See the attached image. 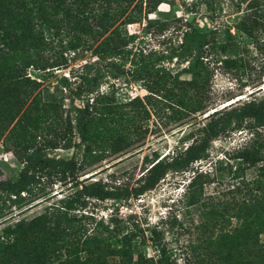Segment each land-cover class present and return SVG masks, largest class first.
Listing matches in <instances>:
<instances>
[{
    "label": "rangeland",
    "instance_id": "1",
    "mask_svg": "<svg viewBox=\"0 0 264 264\" xmlns=\"http://www.w3.org/2000/svg\"><path fill=\"white\" fill-rule=\"evenodd\" d=\"M29 1L37 2L43 13H60L59 0ZM96 1L88 3L85 7H92L97 14L90 25L93 34L95 31L98 33L92 42L94 45L99 44L105 41L104 36L110 34L109 37H113L120 32V36H124L125 40L124 49L130 53L97 63L90 71V74L97 76L98 82L92 91L83 95L90 111L84 147L71 146L77 138L66 130L65 125L60 124L67 110V101L61 99V94L66 90L62 86V77L72 81V74L74 76L79 71L81 64L95 60L91 49L82 44L84 42L78 44L77 48L81 49L79 57L71 58L72 53L67 48V41L77 36L75 28H78V23L74 20L73 24V19L69 16L65 17L68 24L53 23L51 32L56 35L51 36L50 43L46 37L47 25L36 27L38 40L27 44L28 51L44 56L47 63L45 65L39 60L38 63L28 64L24 68L25 75L38 83L37 89L42 91L44 100L50 104L47 111L49 123L44 125L47 129L45 137L50 139L55 147L47 152L55 157L76 158L79 162L75 173L78 182L97 181L106 188L118 191L138 186L141 182L138 181L139 176L149 163L167 152L170 153L176 146L187 143L190 140L188 132L194 131L204 121L203 116L206 113L234 99H244V95L258 85L262 86L259 94L264 93V75L255 81V87L250 86L251 84L243 87L241 84L247 75L257 74L260 66L264 64V0H233L244 16L241 23L228 20L227 16L233 8L228 5V0H211L215 8L212 14L213 26L221 27L226 24L229 27V32L239 49L243 50L241 54L248 64V69L246 68L240 76L234 75L233 72L239 67L222 68L218 63H213L210 57H207L208 61L204 58L202 65L208 69V98L205 106L190 113L188 117L177 119L171 118L166 90L178 92L179 82L189 79V71H200V67L196 63L190 66L187 61L178 64L175 57H171L170 52L166 50L177 44L181 31L189 20L199 26L209 23L210 0H117L119 9L122 7L124 11L121 15L114 16L115 21L108 27L107 22L100 17ZM149 1L151 2L148 3ZM1 5L8 11L12 8V5L5 2ZM114 8L117 10L118 7ZM47 17L46 15L44 19ZM8 19L7 12L4 17H0V32H6L7 29L9 36H12L16 26L10 21L7 27ZM79 23L82 25L84 22ZM234 23L238 24V27H235ZM104 27L107 29L102 33ZM81 37L92 43L88 41V35ZM43 42L46 44H42ZM60 52L65 60L55 61L60 64L48 67L47 64L53 62V58ZM153 53L161 55L152 63L149 74L140 80L119 74L111 66L115 64L126 70H136L144 64V59L139 60V56ZM167 73L176 77L177 82L172 86L165 81ZM185 91L189 95L191 90L187 88ZM177 108L181 109L179 106ZM15 119L16 117L12 122ZM248 135L244 130H230L210 139L206 155L195 160L190 165L192 169L185 172L168 171L151 188L145 189L137 196L119 195L117 198L103 201L87 199L81 205L78 201H70L69 198L66 213L75 218L82 217L85 234L88 236L97 222L115 229L112 239L118 238L117 244L120 236L127 232V235H131L129 241L135 243L132 256L141 253L150 259L152 264H190L201 252L207 253L211 258V253L217 254V244L212 243L207 247L208 241L231 231L238 222L236 217L231 216V210H235L231 207L237 205L242 193H226L227 188L239 184L243 185L241 192L257 191L258 194L264 191L263 181L249 183L259 174L256 171L258 163L242 159L240 154ZM36 140L40 138L37 137ZM82 151L85 154L82 155ZM19 165L20 153L17 152L14 142L6 139L4 134L0 135V179L5 178L10 169L17 170ZM196 174L197 177L191 181L190 178ZM257 178L260 179V176ZM35 191L19 192L14 196L0 190V235L5 226L13 225L19 219L28 220L38 215L49 203L63 204L70 188L68 183L54 181L42 191ZM215 196H219L222 201L213 206ZM101 236L108 237V234L102 232ZM259 239L264 240V232L259 234ZM197 245L199 247H196ZM51 250L45 254L38 253V256L31 255L24 264H47V256L56 254ZM80 254L77 250L72 252L71 264H79ZM220 254L221 258L213 264H218V261L220 264H242V254L237 257L225 255L223 251ZM58 259L56 255L52 264ZM116 260L114 258L109 262L115 264Z\"/></svg>",
    "mask_w": 264,
    "mask_h": 264
},
{
    "label": "trees",
    "instance_id": "2",
    "mask_svg": "<svg viewBox=\"0 0 264 264\" xmlns=\"http://www.w3.org/2000/svg\"><path fill=\"white\" fill-rule=\"evenodd\" d=\"M2 1L12 5V8L8 11L5 6L1 5ZM95 1L59 0L60 13L52 11L43 13L37 2L0 0V17H4L7 12L9 19L6 21V26L9 27L10 21L16 26L12 36H9L7 29H5L6 32H0V135L4 134L6 139L13 141L17 152L20 153L19 167L15 171L10 169L5 178L0 179V190L15 196L19 192L42 191L54 181L68 183L70 188L63 204L49 203L38 215L28 220L19 219L13 225L5 226L2 229L0 264H24L31 255L45 254L49 249H52V252L55 251L56 254L47 256V264H52L56 255L59 259L53 264H71L74 250L81 253L79 264H110L109 261L114 258L117 259L115 264H152L150 259L141 253L132 256L135 243L132 244L129 241L131 235H127V232L120 236L117 244L118 238L112 239L115 236V229L102 226L100 222H97L91 235H86V228L81 221L82 217L75 218L66 213L69 208V198L70 201H78L81 205L87 199L103 201L117 198L119 195L137 196L145 189L151 188L168 171L185 172L192 169L190 165L206 155L208 141L230 130L248 132L246 145L241 149L240 154L242 159L258 163L256 171L259 172L249 183L264 182V93L259 94L262 86L254 85L255 81L264 75V64L260 66L257 74L246 76V80L243 81L248 80V83L243 81L241 83L243 87L250 84V86H256L254 90L244 95V99H234L220 108H213L206 113L203 116L204 121L194 131L188 132L190 140L187 143L176 146L170 153L167 152L149 163L139 176L138 181L141 182L138 186L118 191L106 188L97 181L80 183L75 176L77 165H79L76 158L55 157L48 154L47 150L55 147L52 141L45 137L47 129L44 128V125L49 123L50 117L47 111L50 104L44 100L41 95L42 91L37 89L38 83L30 80L24 71L28 64L33 65L40 60L46 65L47 62L44 56L28 51L27 44L38 40L36 35L38 26L47 25L45 30L48 36L46 37L50 43L51 36L56 35L55 32H51L53 23L68 24V20H65L66 16L73 19V24L74 20L76 24L78 23V28H75L77 36L67 41V48L72 53L71 58L79 57L81 49L77 47L80 42H84L82 44L91 49L95 60L81 64L79 71L74 76L72 74L74 77L72 81L62 77V86L66 90L61 94V99L67 101V110L60 124L65 125L66 130L77 138V141L73 142L71 146L83 145L84 147L90 111L87 99L83 100V95L85 92L92 91L98 82L97 76L90 74V71L97 63L130 53L129 50L124 49L125 40L124 36H120V32H117L113 37H109L110 34L104 36L103 40L105 41L94 45L92 41L95 40L98 33L95 31L93 34L90 25L97 14L92 7L90 9L85 7L88 3ZM96 2H98L99 9L97 10L100 11V17L107 22V27L115 21L116 17L114 16H119L124 11L122 7L119 9L120 4L117 3V0H97ZM228 5L233 7L229 12L232 16L230 17V14L227 16L228 20L241 23L244 16L239 12L236 1L228 0ZM114 6L118 7L117 10ZM208 9L211 11L209 23L199 26L189 20L181 31L177 44L171 45L166 50V52H170L171 57H175L178 64L187 61L190 66L196 63L200 67V71H189L191 75L189 79L179 82L178 92L166 90L169 104L167 107H170L172 112L171 118H185L190 113L204 108V103L208 98V69L202 65L204 58L208 61L207 57H210L213 59V63H218L222 68L239 67L237 69L239 71L233 72L234 75L244 74L243 71L247 68L248 64L241 54L243 50L239 49L229 32V27L226 24L221 27L213 26L214 17L212 14H214L215 8L211 0L208 2ZM46 15L49 18L44 19ZM86 21L87 23H85ZM79 22L84 23L81 25ZM234 25L238 27V24L234 23ZM107 27L103 28L102 33ZM111 32L112 30L109 33ZM81 35H88V41L92 43L83 40ZM262 41H264V32ZM11 43L12 45H10ZM42 44H46V42ZM159 55L161 54H141L139 60L140 58L144 59V64L136 70H126L123 67L115 66V64H111V66L119 74L129 75L133 80H140L149 74L152 63L158 59ZM53 59V62L47 64L48 67L60 64L55 61L65 60L61 52ZM45 65H41V67ZM78 75H80L79 79L75 81ZM165 76H167L165 78L167 84L172 86L177 82L176 77L170 76V73ZM183 85L185 86L183 87ZM187 88L191 90L189 95L185 91ZM175 106H179L181 109ZM15 117L16 119L12 122ZM37 137L40 140H36ZM83 154L85 152L82 151ZM197 175L192 176L190 180L192 181ZM258 176L260 179L257 178ZM242 186L235 184L226 190V193L231 194L242 193L237 205L231 207V209H235L231 210V216L238 219L237 225L231 231L222 233L208 241L207 247L212 243L217 244V254L211 253V258H209L207 253L201 252L202 255L198 253L196 260L194 259V262L190 264H213L221 258L220 252L222 251L230 257L242 254V264H264V240L259 239V234L264 232V191L258 192V194L257 191L253 193L241 192ZM215 199V203H212L213 206L222 201L219 196H215ZM102 232L108 234V237H102Z\"/></svg>",
    "mask_w": 264,
    "mask_h": 264
}]
</instances>
